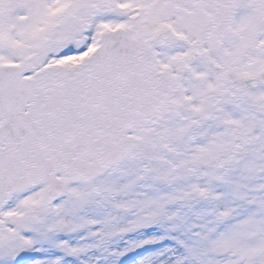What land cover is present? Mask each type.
Returning a JSON list of instances; mask_svg holds the SVG:
<instances>
[{
	"label": "snow or ice",
	"instance_id": "6c2138e0",
	"mask_svg": "<svg viewBox=\"0 0 264 264\" xmlns=\"http://www.w3.org/2000/svg\"><path fill=\"white\" fill-rule=\"evenodd\" d=\"M0 264H264V0H0Z\"/></svg>",
	"mask_w": 264,
	"mask_h": 264
}]
</instances>
